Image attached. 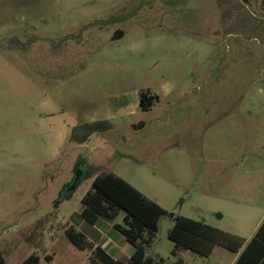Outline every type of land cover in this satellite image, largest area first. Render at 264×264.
I'll return each instance as SVG.
<instances>
[{
	"label": "rangeland",
	"instance_id": "rangeland-1",
	"mask_svg": "<svg viewBox=\"0 0 264 264\" xmlns=\"http://www.w3.org/2000/svg\"><path fill=\"white\" fill-rule=\"evenodd\" d=\"M142 92L158 97L146 110ZM104 173L167 212L154 260L170 214L248 235L264 214V0H0L6 263L88 264L65 231L123 224L80 216Z\"/></svg>",
	"mask_w": 264,
	"mask_h": 264
},
{
	"label": "trees",
	"instance_id": "trees-1",
	"mask_svg": "<svg viewBox=\"0 0 264 264\" xmlns=\"http://www.w3.org/2000/svg\"><path fill=\"white\" fill-rule=\"evenodd\" d=\"M241 1L249 3L252 0ZM154 100H158V97L154 96L145 104L142 103V109H148ZM82 204L83 209L80 216L90 225H95L100 219L112 222L120 212H124L123 224L115 223L113 228L123 236L128 244L135 248L134 254L126 264L153 263L152 259L146 257V249L153 243L161 217L167 214L160 205L113 173L97 176L92 182L91 190L83 196ZM170 217L173 219V226L167 237L174 244L173 253L183 249L201 256H208L214 245H220L232 252H237L244 242L242 239L202 221L173 214H170ZM65 234L78 250L91 252L89 264H123L112 258L100 246L92 244L82 232L76 231L75 228L70 227L65 231ZM253 249L259 252L258 258L264 257V221L245 250ZM0 264H7L1 248ZM19 264H41L40 257L32 253Z\"/></svg>",
	"mask_w": 264,
	"mask_h": 264
},
{
	"label": "crops",
	"instance_id": "crops-1",
	"mask_svg": "<svg viewBox=\"0 0 264 264\" xmlns=\"http://www.w3.org/2000/svg\"><path fill=\"white\" fill-rule=\"evenodd\" d=\"M154 96L150 97L152 98ZM217 217L218 220L222 219V216L220 215H218ZM262 221H264V214H262L259 220H257V222L254 224L247 236L240 234L241 227L239 226V224L241 221L238 218H233V228L229 230H222L219 227H214L220 231L229 233L244 241L237 252H232L220 245H214L208 256H201L200 254L183 249L173 253L174 244L171 242L172 249L170 251V257L167 259L166 262L160 257L154 260L152 256L149 255L148 249L151 248L152 244L146 249V257H148V259L150 260H153L152 264H264V257L258 258L260 254H258L259 252H257L256 249H253L251 251L245 250ZM101 222L102 219L98 220L95 225L92 226H97V224ZM102 224L103 223H101L100 226H97V228L94 227V229L82 233L87 237L88 241H90L95 246H100L101 249H103L115 260L123 264L128 263L130 261L131 256L135 252V248L128 244L124 238L121 239L120 236L116 235L113 230L114 228L111 229V227L109 226V229L106 230L104 227H102L105 224ZM125 243L133 247V251L131 253L129 252L127 247H125Z\"/></svg>",
	"mask_w": 264,
	"mask_h": 264
},
{
	"label": "flooded vegetation",
	"instance_id": "flooded-vegetation-1",
	"mask_svg": "<svg viewBox=\"0 0 264 264\" xmlns=\"http://www.w3.org/2000/svg\"><path fill=\"white\" fill-rule=\"evenodd\" d=\"M149 94L147 93V92H142L141 93V97H140V106L142 105V103L143 104H145L151 97H149L148 96ZM79 173V177H78V179H77V181L74 183V181H73V185L75 184V188H76V186H77V184H78V182H79V180H80V176H81V172L79 171L78 172ZM76 178V177H75ZM75 180V179H74Z\"/></svg>",
	"mask_w": 264,
	"mask_h": 264
},
{
	"label": "water",
	"instance_id": "water-1",
	"mask_svg": "<svg viewBox=\"0 0 264 264\" xmlns=\"http://www.w3.org/2000/svg\"><path fill=\"white\" fill-rule=\"evenodd\" d=\"M78 177H79V173L76 175V178H75V180H74V183L77 181ZM74 189H75V184L72 185V186L69 188V190H74Z\"/></svg>",
	"mask_w": 264,
	"mask_h": 264
}]
</instances>
